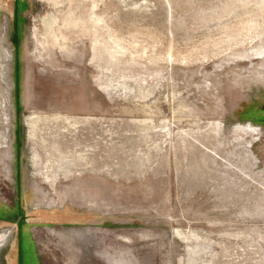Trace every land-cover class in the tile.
Returning <instances> with one entry per match:
<instances>
[{"label":"rangeland","instance_id":"rangeland-1","mask_svg":"<svg viewBox=\"0 0 264 264\" xmlns=\"http://www.w3.org/2000/svg\"><path fill=\"white\" fill-rule=\"evenodd\" d=\"M34 211L48 264H264V0H0V264Z\"/></svg>","mask_w":264,"mask_h":264},{"label":"crops","instance_id":"crops-1","mask_svg":"<svg viewBox=\"0 0 264 264\" xmlns=\"http://www.w3.org/2000/svg\"><path fill=\"white\" fill-rule=\"evenodd\" d=\"M18 233L19 237L15 248L10 252V258L14 264H48L46 259V248L40 240L38 233L51 232L53 227L60 226L64 230L70 229L67 221L54 218L51 213L30 212L29 215L20 217ZM53 231V230H52ZM68 246L69 243H64Z\"/></svg>","mask_w":264,"mask_h":264}]
</instances>
